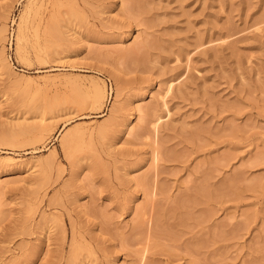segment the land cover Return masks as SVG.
Masks as SVG:
<instances>
[{
    "label": "rangeland",
    "instance_id": "1",
    "mask_svg": "<svg viewBox=\"0 0 264 264\" xmlns=\"http://www.w3.org/2000/svg\"><path fill=\"white\" fill-rule=\"evenodd\" d=\"M0 264H264V0H0Z\"/></svg>",
    "mask_w": 264,
    "mask_h": 264
}]
</instances>
